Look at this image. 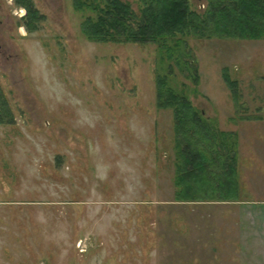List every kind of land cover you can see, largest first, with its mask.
Listing matches in <instances>:
<instances>
[{
  "label": "rangeland",
  "instance_id": "rangeland-1",
  "mask_svg": "<svg viewBox=\"0 0 264 264\" xmlns=\"http://www.w3.org/2000/svg\"><path fill=\"white\" fill-rule=\"evenodd\" d=\"M123 1L139 13V0ZM33 2L44 19L29 32L24 9L0 0V84L14 118L0 122V264H235L238 208L168 202L177 201L176 144L173 113L155 99L166 66L158 46L89 41L70 0ZM189 3L201 12L205 0ZM185 39L198 77L176 68L170 84L230 135L235 105L252 117L237 130L251 136L253 156L238 158L237 141L229 147V195L239 198L240 175L251 200L264 202V38ZM213 172L212 193L225 175ZM249 213L240 236L253 249L264 238Z\"/></svg>",
  "mask_w": 264,
  "mask_h": 264
},
{
  "label": "trees",
  "instance_id": "trees-1",
  "mask_svg": "<svg viewBox=\"0 0 264 264\" xmlns=\"http://www.w3.org/2000/svg\"><path fill=\"white\" fill-rule=\"evenodd\" d=\"M12 1L24 9L21 19L26 29L29 32L37 29L44 15L33 0ZM70 1L73 10L81 14L80 31L89 41L143 42L158 46L160 62H166V66L165 71L157 70L155 99L158 108L169 109L173 113L177 201L219 198V195L210 196H215L214 192L228 193L225 196L230 198L229 193L236 184L235 156L229 149L230 146L235 147L234 142L229 141L230 132L211 125L202 110L196 109L186 94L176 90L168 77L176 68L180 72L190 69L195 71L193 80H197L196 66L187 57L186 36L264 38V0H205L201 12L192 9L189 0H139L138 14L123 0ZM227 74L223 79L235 93V80ZM11 113L10 99L0 84V122L12 123ZM212 135H218L219 139L212 145L214 149L209 151L205 149V142ZM213 171L225 175L221 181L218 179L219 191L212 193L210 187L204 186L216 183ZM225 180H228L227 184ZM184 182L187 187L190 183L195 184L194 190L184 187Z\"/></svg>",
  "mask_w": 264,
  "mask_h": 264
},
{
  "label": "crops",
  "instance_id": "crops-1",
  "mask_svg": "<svg viewBox=\"0 0 264 264\" xmlns=\"http://www.w3.org/2000/svg\"><path fill=\"white\" fill-rule=\"evenodd\" d=\"M243 110H247V108L242 105ZM235 110V113L232 114L230 119L233 121L232 123L234 124V129L230 130L233 131L235 136L231 135L230 138H233V142L237 141L238 142V158H250L253 156V152L251 151V146L250 142L251 136H247L246 134L240 133L237 130V125L246 127L248 122H250V117L249 115H246V113H237L238 106L235 105L233 108ZM262 109V108H260ZM242 111V110H241ZM257 117V116H256ZM255 117V119H256ZM263 117L258 116L257 120L262 121ZM232 124V125H233ZM249 142V144H247ZM239 172V171H238ZM240 174V173H239ZM239 182H240V187H239V192H238V197L239 198H230L229 200H199L197 202L193 201H168L170 204L171 203H179L183 205H188V206H194L196 205L197 207L203 206V207H217V206H234L238 208V215H237V222H238V227H239V234H238V242H237V247L238 249V260L235 262V264H264V240L261 241V246L260 247H255V244H253V249L250 247H247L245 245L246 242H243L241 239V234L243 233V221H242V215H240L243 212H247L249 214H254L257 217V223H258V228L257 231L255 230V237L263 239L264 238V213L261 214L260 211H263L264 208V202L263 201H252L250 195L248 194V190H250L249 185L247 182H241V178L239 175ZM235 189L237 190V185L235 184ZM249 195V196H248ZM234 199V200H233ZM252 207L254 208L255 211H252ZM252 211V212H251ZM256 212V213H255ZM250 217V216H248ZM203 218V217H202ZM204 221V219H203ZM207 230V229H206ZM198 236L199 233H204L205 228L204 227H197ZM197 241V239H196ZM199 241V240H198ZM202 242V241H201ZM246 248H244V246ZM259 246V245H258ZM248 248V249H247ZM242 250H244V253H242Z\"/></svg>",
  "mask_w": 264,
  "mask_h": 264
}]
</instances>
